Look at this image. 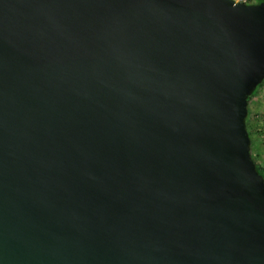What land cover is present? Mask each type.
<instances>
[{
  "label": "water",
  "instance_id": "95a60500",
  "mask_svg": "<svg viewBox=\"0 0 264 264\" xmlns=\"http://www.w3.org/2000/svg\"><path fill=\"white\" fill-rule=\"evenodd\" d=\"M263 80L264 2L0 0V264H264Z\"/></svg>",
  "mask_w": 264,
  "mask_h": 264
},
{
  "label": "rangeland",
  "instance_id": "374dc122",
  "mask_svg": "<svg viewBox=\"0 0 264 264\" xmlns=\"http://www.w3.org/2000/svg\"><path fill=\"white\" fill-rule=\"evenodd\" d=\"M246 110L245 129L252 142L249 154L264 176V80L248 100Z\"/></svg>",
  "mask_w": 264,
  "mask_h": 264
},
{
  "label": "trees",
  "instance_id": "16d2710c",
  "mask_svg": "<svg viewBox=\"0 0 264 264\" xmlns=\"http://www.w3.org/2000/svg\"><path fill=\"white\" fill-rule=\"evenodd\" d=\"M260 2H264V0H254L253 3H254V4H257V3H260ZM258 87H259V85L254 89V91L251 93V95L247 98V102H248V100L250 99V97L254 95V93L256 92V90H257ZM250 143H251V141H250ZM251 160L253 161L252 158H251ZM255 169H256L257 173H258L259 175H261V176L263 177V179H264L263 174L261 173V171H259V169H258L256 166H255Z\"/></svg>",
  "mask_w": 264,
  "mask_h": 264
},
{
  "label": "built area",
  "instance_id": "2783aa9c",
  "mask_svg": "<svg viewBox=\"0 0 264 264\" xmlns=\"http://www.w3.org/2000/svg\"><path fill=\"white\" fill-rule=\"evenodd\" d=\"M233 2L235 3H241V4H245V5H248V4H254L252 0H232Z\"/></svg>",
  "mask_w": 264,
  "mask_h": 264
},
{
  "label": "crops",
  "instance_id": "0c3cea01",
  "mask_svg": "<svg viewBox=\"0 0 264 264\" xmlns=\"http://www.w3.org/2000/svg\"><path fill=\"white\" fill-rule=\"evenodd\" d=\"M252 143V142H251Z\"/></svg>",
  "mask_w": 264,
  "mask_h": 264
}]
</instances>
